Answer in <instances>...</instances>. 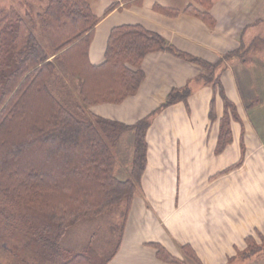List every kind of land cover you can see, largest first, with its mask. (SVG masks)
<instances>
[{
	"label": "crops",
	"instance_id": "obj_1",
	"mask_svg": "<svg viewBox=\"0 0 264 264\" xmlns=\"http://www.w3.org/2000/svg\"><path fill=\"white\" fill-rule=\"evenodd\" d=\"M84 1L101 18L88 51L92 66L104 62L113 28L140 26L187 57L221 63L215 78L238 116L230 123L231 143L215 155L221 93L199 81L208 75L201 66L165 52L144 58L145 78L136 96L119 106L87 109L93 116L132 126L157 111L173 89L189 90L186 104L177 102L151 117L145 169L108 264H165L156 259L151 244L181 261L180 247L188 245L201 264H228L236 251L245 249V238L261 243L258 233L264 242V85L252 90L248 83L241 95L237 83L238 73L246 81L257 73L264 82V0H141L128 7L120 0ZM114 3L119 6L103 17ZM188 8L208 20L187 14ZM241 156L238 169L222 173ZM114 175L130 179L129 164L122 173L114 166ZM69 238L61 242L65 251ZM90 243L73 247L75 255H89Z\"/></svg>",
	"mask_w": 264,
	"mask_h": 264
},
{
	"label": "trees",
	"instance_id": "obj_2",
	"mask_svg": "<svg viewBox=\"0 0 264 264\" xmlns=\"http://www.w3.org/2000/svg\"><path fill=\"white\" fill-rule=\"evenodd\" d=\"M120 2L128 7L141 0ZM118 6L110 5L103 17ZM29 10L24 16L14 9L0 13V243L9 230L25 228L29 243L30 238L42 251L59 255L58 264H93L84 254L70 257L61 240L79 222L99 217L122 203L126 207L123 231L146 165L145 135L151 117L177 102L186 104L189 90L173 89L157 111L132 126L93 116L87 109L119 106L136 96L145 78L141 69L144 58L165 52L201 66L208 75L199 81L221 93L223 115L215 155L231 143L230 123L238 120L237 112L215 78L221 63L187 57L140 26H121L109 33L104 62L92 66L88 51L101 18L92 14L84 0H46L41 12ZM188 10L187 14L208 20L206 14ZM36 21L47 48L32 32ZM68 82L74 87V97ZM212 108L211 103V121ZM127 132L133 133L131 177L119 180L114 175L113 152ZM242 160L243 156L222 173L238 169ZM39 216L49 222L47 226ZM16 222L24 223L17 228ZM119 244L120 240L112 257ZM245 244V250L236 254L242 259L264 251V244L258 245L250 236ZM150 246L159 262L185 264L161 245ZM180 251L200 264L190 246H182Z\"/></svg>",
	"mask_w": 264,
	"mask_h": 264
},
{
	"label": "rangeland",
	"instance_id": "obj_3",
	"mask_svg": "<svg viewBox=\"0 0 264 264\" xmlns=\"http://www.w3.org/2000/svg\"><path fill=\"white\" fill-rule=\"evenodd\" d=\"M46 0H0V13L7 12L10 9H14L19 16H24L29 9H32L33 13L41 12L45 5ZM32 32L37 38L38 42L44 47L47 48V42L41 33L38 22L32 27ZM47 50V49H45ZM239 74V73H238ZM237 74V83L241 95L251 87L252 90L261 89L264 82H260L257 79L258 74L254 73L251 81H246L240 78V74ZM256 79V80H255ZM248 83L250 84L248 86ZM69 90L73 97L75 96L73 85L68 82ZM73 99V98H70ZM132 140L133 133L127 132L124 133L119 140L117 148L114 150L113 154L115 156V167L122 173V167L129 164V170L132 161ZM124 169V168H123ZM123 178V176H120ZM126 210L124 203L117 205L113 209L104 213L103 215L92 218L85 219L79 222L77 225L72 227L67 231L61 242L65 241L64 238H69L70 243L65 247L67 249V254L70 257L75 256V249L73 247H85V243L91 241L88 245L89 251L86 257L90 260H93V264H108L112 255L119 243L121 241L122 224H123V215ZM23 213V212H22ZM26 216V215H24ZM27 217V216H26ZM43 226L48 225V221L44 216L38 217ZM17 228L21 226L24 222H16ZM10 232V233H9ZM3 234L4 238L0 243V263L1 264H58L59 255L52 254L51 252L42 251L39 246L35 245L33 241L25 234V228L23 231H11ZM257 240L263 242L260 238V235L256 233ZM245 242V239H244ZM259 242V241H258ZM61 244V243H60ZM258 245H263L264 243H257ZM86 245V246H87ZM61 247H63L61 245ZM70 247V248H69ZM246 248V247H245ZM85 249V248H83ZM245 250V249H244ZM236 251V254L238 252ZM65 251V250H64ZM183 255V254H182ZM197 257V256H196ZM250 259H242L240 256H233L229 259L228 264H264V251L257 252ZM198 259V258H197ZM183 261L185 264H196L193 261L185 258L183 256ZM199 261V259H198ZM201 264V262L199 261Z\"/></svg>",
	"mask_w": 264,
	"mask_h": 264
}]
</instances>
